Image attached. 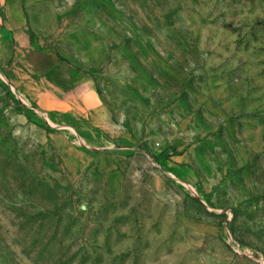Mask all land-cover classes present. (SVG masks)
I'll use <instances>...</instances> for the list:
<instances>
[{
  "label": "rangeland",
  "instance_id": "374dc122",
  "mask_svg": "<svg viewBox=\"0 0 264 264\" xmlns=\"http://www.w3.org/2000/svg\"><path fill=\"white\" fill-rule=\"evenodd\" d=\"M18 1L95 103L0 62V264H264V0Z\"/></svg>",
  "mask_w": 264,
  "mask_h": 264
},
{
  "label": "crops",
  "instance_id": "0c3cea01",
  "mask_svg": "<svg viewBox=\"0 0 264 264\" xmlns=\"http://www.w3.org/2000/svg\"><path fill=\"white\" fill-rule=\"evenodd\" d=\"M18 2L0 0V62H22L27 77L31 78L28 82L46 110L71 115L92 107L94 89L76 81L69 67L53 53L34 47L24 23L15 21L13 15L18 11Z\"/></svg>",
  "mask_w": 264,
  "mask_h": 264
}]
</instances>
